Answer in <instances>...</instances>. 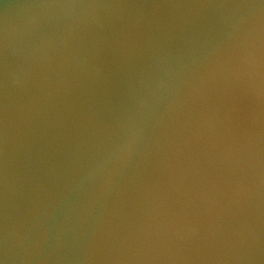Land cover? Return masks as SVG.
I'll list each match as a JSON object with an SVG mask.
<instances>
[{"label": "water", "instance_id": "water-1", "mask_svg": "<svg viewBox=\"0 0 264 264\" xmlns=\"http://www.w3.org/2000/svg\"><path fill=\"white\" fill-rule=\"evenodd\" d=\"M264 0H0V264H264Z\"/></svg>", "mask_w": 264, "mask_h": 264}, {"label": "clouds", "instance_id": "clouds-1", "mask_svg": "<svg viewBox=\"0 0 264 264\" xmlns=\"http://www.w3.org/2000/svg\"><path fill=\"white\" fill-rule=\"evenodd\" d=\"M264 63V55H262L261 65Z\"/></svg>", "mask_w": 264, "mask_h": 264}]
</instances>
